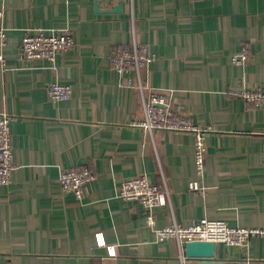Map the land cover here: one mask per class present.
<instances>
[{
  "label": "crops",
  "instance_id": "crops-1",
  "mask_svg": "<svg viewBox=\"0 0 264 264\" xmlns=\"http://www.w3.org/2000/svg\"><path fill=\"white\" fill-rule=\"evenodd\" d=\"M0 8L8 30L0 111L11 116L16 164L0 185V264H197L177 239L154 240L141 200L117 195L141 173L166 187L154 209L160 226L221 219L264 228V107L235 93L264 91V0H0ZM40 28L75 37L57 70L22 57L25 33ZM134 42L155 60L119 73L110 52ZM244 43L249 60L234 64ZM54 81L71 84L72 96L53 101ZM151 87L172 90L208 129L204 177L193 134L139 125ZM80 166L97 175L81 201L59 181L62 168ZM217 256L264 264V235L247 246L218 243Z\"/></svg>",
  "mask_w": 264,
  "mask_h": 264
},
{
  "label": "built area",
  "instance_id": "built-area-1",
  "mask_svg": "<svg viewBox=\"0 0 264 264\" xmlns=\"http://www.w3.org/2000/svg\"><path fill=\"white\" fill-rule=\"evenodd\" d=\"M4 24V8H0V62L5 66L7 59L3 52V46L7 44L8 32ZM76 40L67 28L47 32L44 29L29 30L22 39V57L28 63L35 65L38 61L47 68L58 69L56 57L60 53L74 50ZM251 55L249 44L244 43L240 50L231 56L234 64H247ZM155 60L154 53L146 44L121 43L113 46L110 52V61L113 68L119 73L149 67ZM27 63V64H28ZM141 90L147 85H140ZM49 96L53 101L68 99L73 94V87L69 83L54 81L48 88ZM249 104L264 107V91L260 89H248L242 86L235 90ZM145 99L146 117L139 122L144 129L153 132L155 130L188 132L194 136V158L196 169L200 176L206 173V154L208 150V129L192 122L182 106L174 99L173 91L169 89L153 88L147 92ZM14 146L11 131V116L8 112L0 111V185H8L12 182L15 170ZM95 170L90 166L62 168L59 181L65 192H71L78 200H82L85 188L89 182L96 179ZM198 186V185H196ZM165 185L150 180L147 173L128 176L121 182L118 196L128 200H141L146 207V223L153 231L154 240L163 242L169 239H177L184 245L188 241L208 240L227 245L247 246L252 237L264 235V228L233 226L221 219L194 220L189 224H183L177 220L168 225L160 226L157 223L155 207L163 203ZM97 243L107 246L103 232L96 233ZM109 254L115 255L113 247L109 246Z\"/></svg>",
  "mask_w": 264,
  "mask_h": 264
},
{
  "label": "water",
  "instance_id": "water-1",
  "mask_svg": "<svg viewBox=\"0 0 264 264\" xmlns=\"http://www.w3.org/2000/svg\"><path fill=\"white\" fill-rule=\"evenodd\" d=\"M116 11L122 10V3L116 6ZM217 245L215 241L194 240L184 244L186 256L197 261V264H249L243 258H221L217 256Z\"/></svg>",
  "mask_w": 264,
  "mask_h": 264
}]
</instances>
